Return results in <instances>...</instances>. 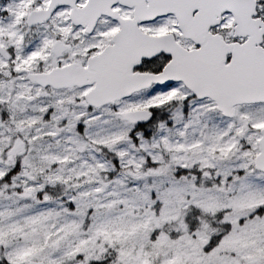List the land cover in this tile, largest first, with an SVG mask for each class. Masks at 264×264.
<instances>
[{"label": "snow or ice", "instance_id": "1", "mask_svg": "<svg viewBox=\"0 0 264 264\" xmlns=\"http://www.w3.org/2000/svg\"><path fill=\"white\" fill-rule=\"evenodd\" d=\"M0 264H264V0H0Z\"/></svg>", "mask_w": 264, "mask_h": 264}]
</instances>
